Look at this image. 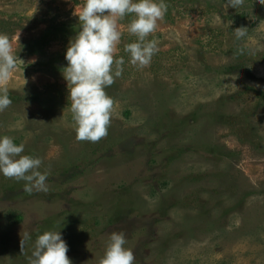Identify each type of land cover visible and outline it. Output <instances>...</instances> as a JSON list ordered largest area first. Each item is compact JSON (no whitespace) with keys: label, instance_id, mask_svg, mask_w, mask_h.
<instances>
[{"label":"rangeland","instance_id":"obj_1","mask_svg":"<svg viewBox=\"0 0 264 264\" xmlns=\"http://www.w3.org/2000/svg\"><path fill=\"white\" fill-rule=\"evenodd\" d=\"M164 2L144 68L125 51L133 17L118 22L123 73L93 143L76 138L63 76L84 0H0L17 57L0 136L48 173V191L31 194L0 173V264H30L37 236L58 230L72 264H100L113 232L134 264H264V5Z\"/></svg>","mask_w":264,"mask_h":264},{"label":"clouds","instance_id":"obj_2","mask_svg":"<svg viewBox=\"0 0 264 264\" xmlns=\"http://www.w3.org/2000/svg\"><path fill=\"white\" fill-rule=\"evenodd\" d=\"M245 0H226L228 7L238 11ZM264 5V0H257ZM167 12L164 0H84L76 9L81 28L67 47L63 68L71 98V112L76 124V138L80 141L98 142L108 135L114 100L106 92L116 77L123 73L124 58L114 59L117 45L123 35L118 22L131 15L128 32L137 37L136 42L125 46L130 63L144 68L158 52L157 42L148 40ZM238 39L247 33L245 27L235 29ZM16 54L8 35L0 33V85H6L16 68ZM117 67L113 70V64ZM12 104L6 87H0V111ZM25 145L16 144L14 138L0 136V173L5 177L25 181L24 191H48V173L39 169V157L21 155ZM26 239L30 237H25ZM123 232L110 235L100 264H134L135 253L126 247ZM69 245L60 230L45 231L35 240L30 264H72L68 256Z\"/></svg>","mask_w":264,"mask_h":264}]
</instances>
